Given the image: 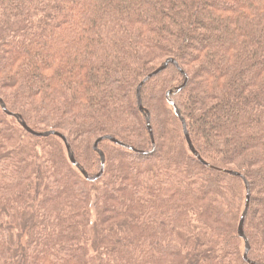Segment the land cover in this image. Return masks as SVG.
I'll return each instance as SVG.
<instances>
[{
  "label": "trees",
  "instance_id": "16d2710c",
  "mask_svg": "<svg viewBox=\"0 0 264 264\" xmlns=\"http://www.w3.org/2000/svg\"><path fill=\"white\" fill-rule=\"evenodd\" d=\"M0 100V264H264V0H0Z\"/></svg>",
  "mask_w": 264,
  "mask_h": 264
},
{
  "label": "water",
  "instance_id": "95a60500",
  "mask_svg": "<svg viewBox=\"0 0 264 264\" xmlns=\"http://www.w3.org/2000/svg\"><path fill=\"white\" fill-rule=\"evenodd\" d=\"M172 64V65H175L179 70L182 71V69L180 68L179 64L177 61H175L174 59H168L161 67H159L156 71H154L152 74L148 75L143 81L142 83L140 84V86L138 87V104H139V108L142 112H145V109L143 108V105H142V100H141V89L142 87L144 86V84H146L149 80H151L153 77L157 76L158 74H160L161 72H163L165 69L168 68V66ZM184 88V86L176 89L175 91H170L168 92L167 94V99L169 101V103L175 107L176 109V113L178 115V117L181 119L182 121V124H183V129H184V135L186 137V140H187V143L191 149V151L193 152V154L200 160V162L209 167V168H213L212 166H210L209 164H207L201 157L200 155L198 154V152L196 151V149L194 148V145L192 143V140L190 138V135H189V132H188V128H187V123L185 121V119L180 115V112L179 110L176 108V105H175V102L172 98V95L175 93V92H180L182 89ZM0 103L2 105V108L4 110L5 113H7L9 116H13V114H11L10 112H8L6 106L4 105L3 101L0 100ZM147 121H148V129H149V132L152 136V139H153V145H154V150L156 149V145H155V140H154V134H153V130H152V127H151V124H150V119L147 115ZM22 126L33 136L35 137H38V138H49L50 136H57V137H60L66 147H67V150L69 152V157H70V161L71 163L79 168L82 172V174L84 175V177L86 178L87 181L89 182H96L98 180H100L103 175H104V171H105V165H106V158H105V155L102 153V151H100L99 149V144L104 141V140H109L115 144H118L120 146H123V147H126L125 145H123L122 143H120L119 141H117L116 139L110 137V136H106V137H103V138H100L96 143H95V146H94V149L95 151L101 156V160H102V169L100 171V173L94 177H91L89 176L84 170H82V168L79 166V164L77 163V161L75 160L74 158V155L71 153V148L69 146V143H68V140L63 136L61 135L60 133L58 132H55V131H49V132H45V133H40V132H35L33 130H31L30 128H28L26 126L25 123H22ZM128 148V147H127ZM153 150V151H154ZM139 153V152H137ZM145 154V153H144ZM232 175L234 176H237V177H241L242 179H244V177L242 175H240L239 173H236V172H230ZM245 180V179H244ZM245 184H246V188H247V196H246V209H245V212L241 218V222H240V225H239V236L242 238V239H245L246 241V251H245V255H244V258L247 262L251 263L249 260H248V253H249V250H250V246H249V243L248 241L246 240V237H245V232H244V224H245V220H246V216H247V212H248V209H249V205H250V198H251V193H250V188H249V184L248 182L245 180Z\"/></svg>",
  "mask_w": 264,
  "mask_h": 264
}]
</instances>
